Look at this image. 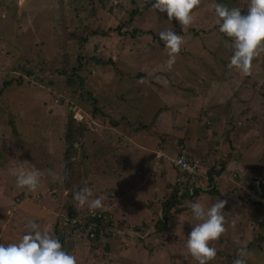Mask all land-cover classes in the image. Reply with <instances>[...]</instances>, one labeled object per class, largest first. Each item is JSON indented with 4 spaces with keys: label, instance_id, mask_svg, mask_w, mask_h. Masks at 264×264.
<instances>
[{
    "label": "rangeland",
    "instance_id": "obj_1",
    "mask_svg": "<svg viewBox=\"0 0 264 264\" xmlns=\"http://www.w3.org/2000/svg\"><path fill=\"white\" fill-rule=\"evenodd\" d=\"M215 1L199 0L192 10V24L181 31L175 19L170 22L165 13L151 7L153 0H0V152L7 160L6 169L0 170V245L18 242L27 232L25 225L30 219L41 231L51 234L56 218L64 217L65 206H88L80 205L71 196L87 186L91 190L89 202L99 198L108 217L118 224L114 233L120 236V243L112 244L110 253L101 246L92 253L85 238L71 237L67 229L66 252L76 257L77 264H148L151 252L155 257L151 264H197L185 247L196 223L191 212L179 211L186 219L183 228L177 212H169L166 222L163 213L158 214V209L162 210L169 201L168 191L157 201L154 216L148 217L150 223L143 226H124L120 215L126 206L117 208L114 202L115 196H122L117 191L121 186L116 178L119 167L128 169L123 164L134 156L114 147L119 139L115 134L107 135L109 142L105 140L102 126L106 124L102 119L108 122V129L119 123L125 140L135 137L153 144L156 133L143 116L147 119L168 106L169 95L163 93V99L145 93L133 104L139 105L140 114L125 107L132 104L126 103L127 95L140 93L130 87L131 80H141L142 74L150 78V71L156 70L162 76L160 83L170 87V94L176 93L178 84L186 88L189 82L200 85L196 88L200 96L208 95V89L218 100L205 98V112L210 114V108L215 107L228 121L238 120L241 140V132H248L251 139L245 145L239 144L243 155V165L240 162L239 167L244 169L240 173L246 177L239 176L235 166L225 172L224 182L216 175L210 179V171L203 165V175L214 185L204 177L197 178L195 184L204 193L213 186L216 194H212L214 198L207 207L219 199L226 202L222 211L225 231L210 242L216 255L208 264H233L239 249L246 250L247 264H264V198L257 183L256 189L248 188L255 179L264 180V52L253 59L249 75L228 66L232 44L218 30ZM247 6L248 0H237L229 8L247 11ZM162 30H172L183 40L171 68L167 66V49L158 35ZM214 83L220 85L213 87ZM94 108L98 110L96 121L91 119ZM175 109L180 112L183 108ZM169 112L174 113V108ZM68 113L76 123L91 128L78 139L74 149L64 146L53 131L61 132ZM183 123L179 120L176 126ZM204 124L200 123L202 131ZM127 129L141 131L127 136ZM186 136L191 142L196 138ZM197 137L204 135L199 132ZM198 144L206 146L207 142L201 139ZM258 146L261 162L249 159ZM158 149H162L160 140ZM129 167L134 170V166ZM20 170L41 172L35 191L17 187L14 173ZM10 177L15 180L11 183L14 187L7 182ZM144 190H150V186ZM128 201L124 200L126 205ZM157 223H165V229L161 226L158 233Z\"/></svg>",
    "mask_w": 264,
    "mask_h": 264
},
{
    "label": "crops",
    "instance_id": "obj_2",
    "mask_svg": "<svg viewBox=\"0 0 264 264\" xmlns=\"http://www.w3.org/2000/svg\"><path fill=\"white\" fill-rule=\"evenodd\" d=\"M150 72H151L150 78H148L147 75L142 74L141 80L140 79L131 80L130 87H134L135 89L139 90L140 93L135 95H130V94L127 95L126 103L131 102L132 104L131 106L126 105L125 108H134V113L136 114L137 112H139L138 109L140 107L137 104L136 105L133 104L137 103V101H139L141 96L144 95L145 93H148L156 98H163V99L166 98L165 95H163V93H167V95H169L167 96L168 99L166 101L168 103V106H164L162 109L159 108V110H157L155 113H151L150 117H148L147 119L145 118V115L143 116L145 122H148V125L151 126L153 134L154 132L156 133V139L153 144L149 145L147 144V142L146 143L140 142L137 139H135V137L134 138L132 137L133 139L127 137L125 140L123 138L124 137L123 134L125 133L122 130L121 125L119 123L118 124L113 123L111 126H108L112 128L108 129L106 127L108 125V122L102 119V122L106 124V126H102V134H104V136L106 135L105 140L109 142L107 135L113 137V135L115 134L120 139H118V144L115 145L114 147L117 148L118 151H124V152L127 151V153L132 152L134 156L132 161L130 162L126 161L123 164L124 166L127 165L128 169L124 170V167L122 165L119 167L118 172L120 174L117 175L116 178L117 180L120 181L121 186L117 189V191L121 192L122 196L121 197L115 196L114 198V202L116 200V204L118 205L117 208L121 207L122 205L126 206L123 214L120 215V218L121 220L123 219L126 222V225H129L130 228H133L131 226H143L149 224L150 218L148 217L154 216V209L157 207L156 204L157 201L160 198H162L167 191L169 193V197L171 193L173 194L174 187L169 188L168 184H173L174 186L176 182L177 174L176 171H174L175 169L171 167L168 161L166 160L167 157H171L176 155L178 152H182L188 158H191L193 160H202L204 163L203 165L207 167L209 171H211L210 169L213 165H217L218 163H220V165H218L215 169H220L222 167V171L218 175H216V177L220 176L219 177L220 181L222 180V182H224L225 172L230 171V169L234 168L235 166H237L238 168L240 162L243 165L242 162L243 155L240 150L239 144L241 142H244L243 144L245 145L251 139L248 132H241V137L243 141L238 137L239 133L237 132H239V130L241 131V129H238V127L236 126L238 120L235 122L232 120L228 121L227 117L225 116L221 117V115L217 112V109L215 107L210 108V114L208 112H205L203 106L206 105V103H208L206 102L205 98H208L207 100H211L209 98L212 97L208 89L205 90V93H207L208 95L200 96L199 89H196L200 85L196 84L195 82L192 83L189 82L188 86L190 87V89H187L188 86L186 88H181V86L178 84V89L176 90V93L172 91L173 93L170 94L169 93L170 87L167 86L168 84L164 86L162 83H160L162 76H160V74L158 75L159 72L156 70L155 71L153 70V72L151 70ZM165 73L167 74L168 77L171 76L170 73L167 72ZM144 81H148L149 84L148 85L144 84L143 83ZM154 81H156L157 83L155 84ZM206 82L208 83V81ZM183 85L184 84H182V86ZM216 85H220V83H214L213 87H216ZM175 86L176 84L173 82V87ZM192 86H194V88ZM166 87L168 88L167 90ZM224 97L226 98L227 96L224 95ZM212 99H214L215 101L218 100L217 98L214 97H212ZM169 105H173V106L170 108ZM179 106H182L183 108L181 109L180 112H178L179 109L178 110L175 109V107H179ZM201 106L202 108H200ZM173 108L175 112L174 113L169 112V110ZM126 112L130 116L129 112L131 111L128 110ZM140 113L141 112L137 114ZM203 113H205L203 116L205 121L202 119L201 114ZM215 114L218 115L219 118L215 116ZM91 119L95 120V117H91ZM132 120L134 121L133 118ZM179 120L184 123L178 124V126H176L177 121ZM201 122H205L204 131L201 130L202 129V126L200 125ZM239 128H243V126ZM131 130H132V126H131ZM131 130L127 129L128 131L127 136H131L132 134L138 135V133L140 134L141 131L140 129H138L133 132H130ZM94 132L96 133V131ZM184 132L186 134L196 136V138H194V141L197 143H194V141L191 142V140L187 138ZM199 132H201L202 135H204V137H197V134ZM141 139L143 141L145 140L143 138ZM201 139L207 142L206 146H202L198 144V142H200ZM159 140L162 142L161 150L160 149L157 150ZM260 153H261V146H258L257 149H255V152L253 153L251 158L249 159L255 158L256 162H261V159L258 160ZM220 154H222L223 157ZM158 156L162 158L159 159ZM218 159L221 160L217 161ZM129 166H134V170H131ZM237 168H234V171L237 172L239 176L244 177L245 175L241 174L244 173V169L240 167H239L240 169ZM250 168H254V167L250 166ZM108 181L109 180H107V182ZM147 185L150 186V190L145 191L144 187H146ZM212 185H214V182H212ZM232 185L235 186L234 184ZM197 189L201 190V188L199 187H197ZM185 196L186 198L184 200L177 198L179 200L178 202H175L181 205L182 207H179L175 211H171V212H177L176 215H179L178 218L180 220L178 218L177 219L178 221H180V223H182L181 228L185 227L186 219L182 215L183 213H180L179 211L191 212L189 205L191 202H195V201L203 203L204 207H207V202L209 200L212 201V199L214 198L212 194L204 193V192H199L198 196L195 197L193 201L190 200V198L193 197V193L190 194L189 196L188 195ZM125 199L130 200L128 201L127 205H126L127 201L124 202ZM102 207H104V205ZM176 208L177 207L175 206V209ZM159 213H162V210L160 208L158 209V214ZM136 214H138L139 219H137V223L133 224L132 222L137 217ZM188 220H192V219H188ZM154 258L155 257L151 252V254L149 255L148 264H151L150 262ZM157 264L160 263L158 262Z\"/></svg>",
    "mask_w": 264,
    "mask_h": 264
},
{
    "label": "clouds",
    "instance_id": "obj_3",
    "mask_svg": "<svg viewBox=\"0 0 264 264\" xmlns=\"http://www.w3.org/2000/svg\"><path fill=\"white\" fill-rule=\"evenodd\" d=\"M198 4L199 0H153L151 7L165 13L170 22L175 19L183 31L192 24V10ZM213 11L219 32L232 44L228 66L249 75L253 59L264 52V0H248L246 13L221 3H217ZM158 35L167 49V66L171 68L183 44L182 37L172 30H162ZM183 167L192 171L187 164ZM14 175L17 187L35 191L42 174L39 170H20ZM90 196L91 190L87 186L73 192L74 200L80 205L88 203L90 210L100 208L101 200L95 198L89 202ZM225 203L219 199L208 207L198 201L189 205L196 223L188 233L185 247L197 264H208L216 255V249L210 246V242L216 241L225 231L222 215ZM176 205L170 206L169 212L177 210ZM25 227L27 232L18 242L0 245V264H77L76 257L63 250L58 239L41 231L37 223L29 220ZM246 256V250L239 249L233 264H247Z\"/></svg>",
    "mask_w": 264,
    "mask_h": 264
},
{
    "label": "trees",
    "instance_id": "obj_4",
    "mask_svg": "<svg viewBox=\"0 0 264 264\" xmlns=\"http://www.w3.org/2000/svg\"><path fill=\"white\" fill-rule=\"evenodd\" d=\"M216 3H221L226 5L227 7L230 6H235V3H237V0H216ZM242 11V10H241ZM242 13H246V11H242ZM8 84H4L6 87ZM98 111L96 108L92 111L91 117H95V113ZM94 114V115H93ZM77 126V127H76ZM15 130V129H14ZM13 130V131H14ZM49 129H46V132ZM61 132L58 133V131L53 130L54 134L57 133L59 135V139L63 143V145L67 146L69 149H74V145L76 143H79L81 139V136L88 131L91 132V128L89 125L85 126L83 124L76 123L75 120L72 118V113H68V117L66 122L62 125V129H60ZM16 132V130H15ZM120 139V138H119ZM45 151V150H44ZM15 159V158H14ZM0 170L6 169L7 165L6 163V156L2 155L0 152ZM173 169V168H172ZM174 170V169H173ZM175 171V170H174ZM222 171V167L218 171L211 170L209 173L210 179L211 175H218ZM197 178H201V176H197ZM209 178L207 180L212 183ZM13 180L12 177H10L7 182H9V186L14 187V184H11ZM258 183V190L261 191V195L264 198V181L262 179H255L252 181V184L248 186V188H253L256 189L255 184ZM178 191L179 187L177 183L175 182L174 188H173V194H170L169 201L164 204L162 208V213H163V220L166 222L167 221V215L169 211L171 210V205L172 203L178 202L179 199L184 200L186 198L185 195H190L189 192L184 194L183 196H178ZM202 192L200 189L198 190L197 188L194 187L193 190V197L190 198L191 201L194 200L195 197L198 196V193ZM208 193L214 194L216 193L215 191L210 190ZM73 198V195H71ZM179 198V199H177ZM19 205V201L17 203ZM103 208L102 206L98 208L99 215L96 217H90L88 211H89V206H86L85 208L77 209L73 205H67L64 207L65 210V215L64 217H58L56 218V222L53 227V231L51 232V236L54 238L58 239L62 245L63 250H67L68 245L65 243L64 239H67L68 234H66V238H64V233L67 231V229L70 232L71 237H78V238H85L87 242H89V251L92 250V253H96V251L99 249L96 247H103V250L107 253H110L112 249V244L114 243H120V236L115 235V230L119 229L114 222L113 219H110L108 217V212H103L101 211ZM97 210V209H94ZM32 218V217H31ZM32 220V219H30ZM124 223V226L127 227L126 222L122 219L120 220ZM165 224V223H164ZM164 224L157 223V229L156 232L158 233L160 227L162 229H165ZM122 225H120L121 227ZM167 226V225H165ZM159 227V228H158ZM122 229V228H120ZM125 229V228H124ZM62 230V231H61ZM114 233V234H113ZM93 236L92 238L90 236ZM21 237V236H20ZM22 238V237H21ZM95 251V252H94ZM156 263H158L156 261Z\"/></svg>",
    "mask_w": 264,
    "mask_h": 264
},
{
    "label": "built area",
    "instance_id": "obj_5",
    "mask_svg": "<svg viewBox=\"0 0 264 264\" xmlns=\"http://www.w3.org/2000/svg\"><path fill=\"white\" fill-rule=\"evenodd\" d=\"M166 160L170 164L171 167H173L176 171L177 177H176V183L179 187L178 196L184 195L187 192L189 194L193 193L194 187H196L195 180L197 176H201L204 178H207L206 175H203V162L201 160H193L189 159L185 154L182 152H178L173 157H167ZM183 164H187L192 168V171H187ZM258 186V183H257ZM213 189V186L211 185L208 190ZM177 209L179 207H182L177 203L176 205ZM100 210H89L88 213L90 217H96L98 216ZM105 212L104 208L101 210ZM93 237L92 235L90 236Z\"/></svg>",
    "mask_w": 264,
    "mask_h": 264
}]
</instances>
